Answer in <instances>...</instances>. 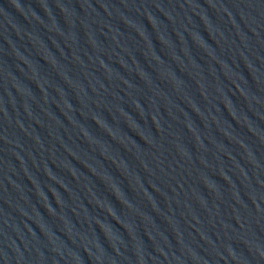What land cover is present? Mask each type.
<instances>
[{
    "label": "water",
    "instance_id": "95a60500",
    "mask_svg": "<svg viewBox=\"0 0 264 264\" xmlns=\"http://www.w3.org/2000/svg\"><path fill=\"white\" fill-rule=\"evenodd\" d=\"M0 264H264V0H0Z\"/></svg>",
    "mask_w": 264,
    "mask_h": 264
}]
</instances>
